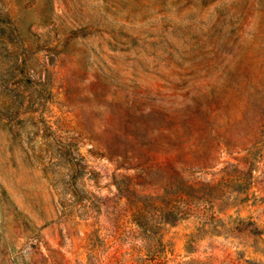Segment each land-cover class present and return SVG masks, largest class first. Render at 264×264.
Returning a JSON list of instances; mask_svg holds the SVG:
<instances>
[{"label":"rangeland","instance_id":"1","mask_svg":"<svg viewBox=\"0 0 264 264\" xmlns=\"http://www.w3.org/2000/svg\"><path fill=\"white\" fill-rule=\"evenodd\" d=\"M0 264H264V0H0Z\"/></svg>","mask_w":264,"mask_h":264}]
</instances>
